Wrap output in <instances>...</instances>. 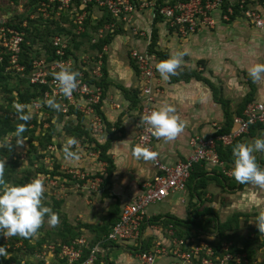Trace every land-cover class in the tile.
<instances>
[{
  "label": "crops",
  "instance_id": "crops-1",
  "mask_svg": "<svg viewBox=\"0 0 264 264\" xmlns=\"http://www.w3.org/2000/svg\"><path fill=\"white\" fill-rule=\"evenodd\" d=\"M262 14L264 18V9ZM138 25L140 28L149 31L155 27L149 10L140 14ZM155 29L158 32L156 50L166 54L167 58L177 51L186 52L182 67L178 70H196L201 78L210 80L217 87V97L229 102V109L233 118L238 116V108L245 98L252 93L253 102H264V78L259 81H251L247 72V69L257 62L264 63V36H257V40L248 47L247 40L251 39L252 41L254 39L247 34L255 35L264 31V28L258 29L240 17L229 24H217L214 32L208 31L189 37L191 42H187L188 38L180 39L174 34L170 35L164 23H157ZM231 37L233 38L231 39ZM223 45L227 47H222ZM104 47L103 76L99 79L100 85L99 82L97 83L103 92L98 113L102 114L105 126L106 123L111 125L114 134L97 135L96 139L101 145L111 140L106 155L111 159L113 168L108 172L106 162L99 160V155L94 154L96 163H86V170L92 175H97L96 178L101 181L100 190L93 198L94 202H102L101 205H104L107 212L111 205L117 204L120 215L122 208L131 204L141 193L145 184L157 175V170L150 161L145 160L144 157L137 158L132 155L133 149L137 147L135 121L138 116V94L142 82L130 57V50L137 48L145 51L148 50V46L146 39L134 38L126 29L122 28L121 32L113 35L110 43ZM193 48L196 50H192ZM201 60L204 63L198 65L197 62ZM157 76L161 90L156 95L155 106L158 107L162 102L172 104L185 123L183 132L172 141L165 142L153 137L155 150L160 160L172 165L177 161L185 160L191 154L189 139L192 136L212 135L217 131V126L222 129L226 126L227 121L222 105L216 102L211 88L204 81L195 77L196 75L188 77L183 74L178 81H171L170 78L164 80L158 72ZM84 124L88 126L87 121ZM261 132H264V128H257L255 131L250 130L247 135L236 139L233 144L227 147L233 148L236 143L240 142H251ZM67 138L70 139L69 136ZM227 147L223 148L226 149ZM55 153L58 155V152ZM255 155L258 164L262 166L263 163L262 167H264V155L260 153ZM231 157L233 159L232 154ZM73 163L70 165L78 166L75 161ZM198 165L209 178L215 176L218 179L220 174L225 175L228 179L226 180L227 188L234 183L237 184L235 189L229 190L223 188L216 179H212L208 183L205 190L206 196L203 197V200L206 199V201H204L202 208L211 209L220 222H225L232 217L231 215L239 212V218L246 217L250 220L248 223L251 225V221H255L256 216L260 212H264L262 210L264 207V189L245 184L242 189L237 190L238 183L231 176L233 163L225 162V171L219 167H213L210 163ZM105 178L109 179L108 183H105ZM187 192L184 195V201L178 195L177 199L167 200L171 197L169 196L161 202L168 204V209L161 214H158V211L149 214V206L146 210L148 222L141 227V242H113L109 245L106 258L114 264H135L136 258L140 264H143L139 258V252L144 246L149 251L157 241L167 245L170 239L168 232H170L172 225L165 218L170 216L188 221L194 204L198 206L201 204L197 198L191 197L192 204L189 207ZM103 225L105 223L91 224L90 226L101 227ZM172 229L175 233L176 231L184 233L182 227L175 228L172 226ZM197 233V230L191 232V234ZM213 236H217V232L211 233L209 238L211 239ZM259 237L264 240V233L259 232ZM173 261V257H161L155 264H172Z\"/></svg>",
  "mask_w": 264,
  "mask_h": 264
},
{
  "label": "built area",
  "instance_id": "built-area-1",
  "mask_svg": "<svg viewBox=\"0 0 264 264\" xmlns=\"http://www.w3.org/2000/svg\"><path fill=\"white\" fill-rule=\"evenodd\" d=\"M256 0H48L42 1V18H48V8L56 9L57 15L73 13V23L76 26L75 33L80 35L85 31V19L88 16L87 8L92 7L101 13L110 14L114 21L103 25L94 35L91 44H96L100 39L107 37L108 33H113L119 29L117 24L122 25L132 37H146V44H151V35L139 27L138 19L142 12L149 10L152 16L157 11L165 24L176 29V34L181 38L191 37L199 30L216 27V16H222L225 21L231 20L235 14V8L239 10L238 16L250 22L258 29L264 28L262 11L264 2L254 4ZM41 9V8H40ZM242 15V16H241ZM1 23V22H0ZM23 26H26L25 23ZM177 34V35H178ZM23 33L14 27H8L5 23L0 25V63L5 55L9 56V68L23 73L24 68L19 65L18 59L21 52L20 44ZM67 37H55L52 40L55 48V62L57 68L66 67L73 70V61L65 57V49L68 47ZM105 51V47L103 48ZM130 57L135 61L138 69L139 79L142 87L139 90L138 116L135 121L137 129L136 146L148 149L149 152L156 153L154 158H144L152 163L157 170V175L147 182L141 193L135 200L125 205L120 213L119 220L111 226L106 238L94 243L85 236H79L70 243L52 244L46 247V252L37 256L38 263L41 264H107L106 256L109 250L108 243H124L129 241L141 242V227L148 222L147 208L153 204L165 201L169 196L187 192V185L191 177V171L196 164L210 163L213 167H219L225 171V162L218 154V145L227 147L238 138L247 135L252 126L260 125L264 128V102L249 103L242 115L233 118L234 127L228 133H221V127L217 126L216 132L209 136L195 135L189 139L191 154L185 159L169 165L160 160L154 146L153 135L142 126L140 116L147 114L156 104V95L160 92L157 86L156 64L157 57L150 54L149 50L141 51L137 48L130 50ZM89 59V58H88ZM85 64V62H84ZM84 64L82 67L84 68ZM94 66L88 71V75L80 72L77 88L71 96L64 97L54 80L56 69L51 74L39 65L38 61L33 62V69L28 74L31 84L46 86L47 91L44 96L35 99L40 105L46 104V100L53 99L59 105V110L63 114H69L73 107L80 111L90 121V127L95 133L105 131L104 118L98 113V107L102 103L103 92L97 84L103 76V54L97 53L94 58ZM55 68V67H53ZM87 77L96 82L87 80ZM33 102L31 104H33ZM44 103V104H43ZM30 104V105H31ZM29 105V106H30ZM73 178L85 182V185L96 188L100 185L99 178H93L88 172L69 171ZM90 184L92 186H90ZM169 243L157 241L149 253H139V258L143 264H155L161 257H173L172 264H264V261L256 256H251L242 244H234L232 241L219 242L217 236L211 239L209 235L197 233L188 238H177L170 226ZM57 248L59 249L58 253ZM235 249V250H234ZM263 249V248H262ZM261 249V250H262ZM86 250L89 252L86 256ZM9 264H15L10 262ZM20 264H27L21 260Z\"/></svg>",
  "mask_w": 264,
  "mask_h": 264
},
{
  "label": "rangeland",
  "instance_id": "rangeland-1",
  "mask_svg": "<svg viewBox=\"0 0 264 264\" xmlns=\"http://www.w3.org/2000/svg\"><path fill=\"white\" fill-rule=\"evenodd\" d=\"M45 2L48 3V0ZM256 3L262 4L260 0H256L254 4ZM41 4L42 1L39 0H0V22L2 24L8 21L17 23L20 17H25L30 12H32L30 14L31 18H38L42 12ZM259 9L262 11L264 6ZM47 10V14L52 17L54 16L53 19H57V22L62 21L61 16L57 15L55 11L51 14V8ZM93 12L96 18L102 15L96 8L93 9ZM49 21L46 23L48 24ZM24 23L26 25V22ZM48 25L49 26L45 25V28L50 26L51 29L54 28L51 23ZM204 30L208 32L207 29ZM91 31H93V29L87 30L86 33L92 36ZM73 34L75 36H73V39L71 37L72 41L70 42L72 43V51L77 57H74L72 54V61L76 69H82L81 66L85 62L84 68L91 70L95 67L94 58L98 51L91 50L90 43L84 40L83 33L80 35ZM259 35L264 36V31L258 32L255 35L247 34V36L254 39L252 41L251 39L247 40V46L250 47L251 44L257 40V36ZM232 38L233 37H231V39ZM191 41L192 40L188 38L187 42ZM67 43L69 45V41ZM222 47L227 46L223 45ZM34 50H36V52L38 51L37 57L39 59H37V61L39 65L44 67L47 73L51 74L54 72L52 71L54 69H56L55 72L60 70L57 68L59 65L55 62L56 59L53 60V57L50 58L48 56L50 53L44 52L42 43L36 44L33 51ZM192 50L196 49L193 48ZM8 72L11 74L10 78L0 83V118L3 121L11 120L13 124H16L19 120V111L24 106L21 95H23V99H27L28 94L30 95L34 90L29 89L28 93V82L25 81L28 74L21 73L17 76V72H21L17 71V69L16 71L11 69ZM28 79H30V77H28ZM156 79L155 82L159 86V77L157 76ZM28 110V114H31V120L36 119L39 123L41 122L42 126H37L35 128V125H31L29 129L33 128L34 131L26 132V137L20 138L22 141L21 144H16V130L1 134L4 125H0V158L3 162V174L1 179L5 180L3 182L4 185L11 186L22 185L39 177L45 185L42 203L57 214L59 223L55 227H51L47 223V217H45V223L34 236L23 238L19 236L4 237L0 235V247L1 244H4L3 248L5 250V254L0 256V264H5L6 262H8V264L10 262L20 264L21 260H25L27 264H37L38 259L36 257L46 252V247L48 250L50 245H55L63 241L60 234L65 235V237L69 239L85 236L89 240H94V238L99 235V232L97 230L93 231L87 229L86 225H99L103 223L107 225L108 213L112 207L111 205L107 212L104 205H101L102 202H94L93 198L96 197L100 187L92 188L87 185L82 187L85 182L74 179L72 177L73 174L69 172H88L86 170V163H96L93 155H99L95 144L96 137L97 135L114 134L111 130V125L106 123L104 132L95 133L93 128L90 127V121L86 116L84 119V117L82 118L80 115L69 116L68 114H61L57 109L51 108L47 104L40 105L38 102H33V104L28 106ZM86 121L88 126L84 124ZM118 126L117 128H120ZM44 134H46V136L50 134L52 142H49V138H45L46 136ZM21 135H23V132ZM66 135L69 136L70 139H74L76 143L69 145V139ZM9 146L11 147L8 148ZM65 149L76 152L79 155V160L75 161L78 164L77 167L70 165L74 163L65 159ZM59 151L61 152L59 153ZM55 152H58V155ZM93 176L94 177H91V179L95 178L97 175ZM90 186L92 185L90 184ZM178 195L181 196V194H175L167 200L177 199ZM205 196L206 194L203 197ZM187 197H189V205L192 204L190 201V189L187 192ZM189 207H191V205ZM167 209L168 204L160 203L151 205L148 211L150 212L149 214H152L154 211H158V214H161ZM262 210H264V207ZM238 221L239 228L226 232V234H235L234 237L237 244L246 246L245 248H247L246 250L251 256H256L264 261V240L259 237V230L254 223L255 221L252 220V224L250 225V223H248L250 220L246 219L244 216ZM95 228L100 227L96 226ZM232 242L235 243L233 240ZM135 264H140L139 260L136 258Z\"/></svg>",
  "mask_w": 264,
  "mask_h": 264
},
{
  "label": "trees",
  "instance_id": "trees-1",
  "mask_svg": "<svg viewBox=\"0 0 264 264\" xmlns=\"http://www.w3.org/2000/svg\"><path fill=\"white\" fill-rule=\"evenodd\" d=\"M39 1H47V0H39ZM260 2L263 3L264 0H260ZM56 9L57 8H55L54 10L52 9L51 14L54 11L56 12ZM93 9L94 8H92V7L87 8L88 16L85 19V25H84L85 34L83 32V37H84V40L89 41L91 50L92 51L95 50L96 52L98 51L99 53H102L103 54V60H105L103 48L106 44L110 43V40L113 37V35L121 32L122 25L117 24L119 29L114 30L113 33H108L106 38L100 39L96 44H91V40L94 37L95 33L103 25L111 23L112 21H114L112 16L106 12H103L100 17L96 18L94 16ZM31 13L32 12L28 13L25 17L24 16L20 17L19 21L17 23L11 22V21H8L5 23L7 26L14 27L15 29H17L18 31L23 33V36H22L23 39H22V42L20 44L21 52L19 54L18 62H19V65L24 68V71H23L24 74H26V75L29 74L32 71L33 61L39 59L37 57L38 51L37 52H36V50L33 51L34 46H36V44L42 43L44 52L50 53V54H48V56L50 58L53 57V60L58 58L56 56V53H55V48L53 47V44H52V40L55 37H61V38L67 37L69 39V45H68L67 49H65L64 59L72 57V54L74 57H77L72 51V45H71L72 43L70 42V41H72L73 36H75L73 33H75V29H76V26L73 23V13L72 12L71 13L67 12L66 14L60 15L62 18L61 19L62 21H59V22L56 21L57 19H53L54 16L52 17L51 15L48 18H42L41 16L38 18H36V17L31 18L30 17ZM151 14H152V12H151ZM238 14H240V13H239L238 8L236 7L235 8V14L231 17V20L225 21L222 19V16H219V15L216 16V21H217L216 27L215 28H208V31L214 32L217 28V24H219V23L229 24V23L233 22L237 18H240V16L236 17V16H238ZM242 18H244V16H242ZM152 19L154 20V26L155 27H156V24L159 22L164 23L162 17H160V15L157 11H155V16H152ZM47 21H49L48 24L51 23L54 28L51 29V26L45 28V25L49 26L46 23ZM24 22H26V26H23ZM165 25H166V29L170 35L174 34L181 39L182 36L178 33H177L178 35L176 34V32H177L176 29L171 28L168 24H165ZM155 27H152V30H150V31L146 30V29H143V30H145L147 32V36L149 34L151 35V44L148 47L149 53L155 54L158 61L160 62L162 60H165L167 58V55L164 53L158 52L156 50L158 32H157V29H155ZM92 29H93V31H91L92 36H89L90 34L86 33V31L92 30ZM204 32H205V30H199V32L194 33L192 36H196L198 33L200 34V33H204ZM71 37H72V39H71ZM83 37H81V38H83ZM137 38L146 39V37H137ZM187 38H189V36H187ZM182 39H186V38H182ZM8 60H9V56L5 55L3 62L0 63V83L3 82L4 80H8L10 78L11 74L8 71L11 70V68H9L10 66H9ZM132 61L134 62V63L133 62L132 63L135 65L136 70L138 72L137 65L135 64V61L134 60H132ZM203 63H204V61H202V60L197 62L198 65H202ZM12 70L16 71L14 69H12ZM73 70L78 71L79 73L84 72L86 74V76L88 75V73L84 70L83 67H82V69H76L75 64L73 65ZM20 74L21 73L17 72L16 75L19 76ZM183 74H185L188 77L196 75L195 77L204 81L211 88V90L213 91V94L215 95L216 102L220 103L222 105V109H223V112L225 114V118L227 121L226 126L224 128H222L220 132L221 133H227L229 130H231L234 127V125H233L234 123H233V116H232L230 109H229V102L227 100H224L222 98L217 97V87L210 80H207L205 78H201L200 74H198L196 70H190V69H187V71L178 70L177 75L171 76L170 80L171 81H176V80L178 81L180 79L181 75H183ZM25 79H26L25 81L28 82V85H27L28 93H29V89H33L34 92L30 93V95L28 94L27 99H23V95H21V99L24 103L23 104L24 106L19 111V120L16 124H13L11 120L3 121L0 118V125H4V129H3V132H1V134L5 133V132H13L15 130L17 131V126L24 124V121H22L20 119V116L24 115V114H28V111H29L28 106L35 99L42 98L44 96V93L47 91L46 86L31 84L28 77ZM87 80H89L91 82H96L93 79H90L88 77H87ZM250 80L253 81L251 78H250ZM100 83H101V81L99 82V85H100ZM253 92H254V90H253ZM252 95H253V93L245 98L244 102L238 108V111H237L238 114L237 115H239V116L242 115L245 107L249 103L254 101ZM0 110H1V108H0ZM58 111L61 113V111L59 109H58ZM68 115L69 116L70 115H77V116L80 115L82 118L84 117V119H85L84 114L83 113L81 114L80 112H78L73 107L70 108V112ZM31 125H35V128L37 126L38 127L42 126L41 122L39 123L36 119H33V120L30 119L27 122V124H25V130L23 131V135L20 134L21 135L20 138H25L26 132H33L34 131L33 128L29 129ZM257 128L259 129V128H261V126L260 125L252 126L250 128V130L255 131ZM44 135L46 136V134H44ZM45 138H49L48 141L49 142L51 141L50 134L47 135ZM110 141L111 140H108L104 145H101L97 141V139L95 140V144L97 146L98 153H99V160L106 162L108 172H110V170L113 168V163H112L111 159H109L106 155L107 150L109 148ZM30 142H31V140H30ZM230 147H227L226 149H224L220 144L218 145V148H217L218 154H219L220 159L223 162L233 163V159L231 157L232 147L231 148ZM0 164H3L1 158H0ZM108 165H109V167H108ZM262 166H263V163H262ZM203 171L204 170L200 169V165H198V164H196L191 171V177H190L189 182H188V188L190 189V195L192 198H197L201 202V204L199 206L194 204L195 206H193V210H191V212H190L189 220L183 221V220H180L178 218H174V217H170V216L168 218H165V220L168 221L169 224H171L175 228L176 227L184 228V233H179L178 231H176L175 236L177 238H188L190 235H192L191 234L192 231L197 230L198 233L205 234V235H210L213 232H217V238L219 239V242L232 241V240L235 242L236 241V239L234 237L235 234H231V235L228 234L227 235L226 232L237 230L239 228V221L238 220L240 219L239 218L240 214L236 213V214L232 215V217L230 219L226 220L225 222H220L219 219L215 216V214H213L211 209L202 208L204 201H206V199L203 200V196L206 194L205 190L208 186L209 181L212 179H216V180H218L219 184L223 188H227L226 180H228V179L223 174H220V178H218V179L215 176L214 177L212 176L211 178H209L206 173H203ZM1 178H2V176H0V181L4 182L5 180H3ZM108 182H109V179L105 178V183H108ZM244 185L245 184H243V185L238 184L239 187L237 190L242 189L244 187ZM236 186H237V184L234 183L233 185L229 186V188H227V189H229V190L235 189ZM105 195H106V193H105ZM119 217H120L119 206L117 204H114V205H112L111 210H109L107 225L101 226L100 228H95V227L86 225L87 229L93 230V231L97 230L99 232V235L96 238H94V240H92V242L96 243V242L106 238L108 233H109L110 226L114 225L116 223V221L119 220ZM149 222H150V220H149ZM60 237L63 239V241L61 242L63 244V243H70L74 239L78 238L79 236L72 238V239H69V238H66L65 235L60 234ZM245 243H247V242H245ZM110 244L111 243H108L104 246L106 247L107 245H110ZM234 244L236 245L237 243L235 242ZM3 245L4 244H1V247H4ZM244 247H246V246H244ZM246 249L247 248H245V250ZM58 251H59V249L57 248L56 253H58ZM149 252H150V250L148 251V249L144 246L140 250L139 253H149ZM87 253H89V252L86 250L84 256H86ZM106 260H107V264H114L108 258H106ZM7 261H9V260H7ZM5 264H8V262H6ZM37 264H41V263H37Z\"/></svg>",
  "mask_w": 264,
  "mask_h": 264
},
{
  "label": "clouds",
  "instance_id": "clouds-1",
  "mask_svg": "<svg viewBox=\"0 0 264 264\" xmlns=\"http://www.w3.org/2000/svg\"><path fill=\"white\" fill-rule=\"evenodd\" d=\"M184 51H177L167 59L156 64V71L164 80L175 76L178 69H181ZM248 76L253 81L264 78V63H256L247 69ZM79 72L62 67L54 73V80L57 83L59 92L64 97L71 96L79 84ZM46 104L54 109L59 105L53 99L46 100ZM24 124L17 126V143L21 144L20 134L25 130V124L31 119V114L20 116ZM139 123L145 126L146 130L155 138L165 142L174 140L183 132L185 123L179 116L176 108L167 102H162L158 107L153 108L147 114L140 116ZM74 139H69L68 144H75ZM9 146L8 148H10ZM256 153L264 155V132L254 138L251 142L236 143L232 148L233 167L231 176L238 184H250L264 189V167L257 162ZM134 157L154 158L156 153L137 146L133 149ZM64 157L67 161L73 162L79 159L76 152L65 149ZM3 174V164H0V176ZM45 193L44 182L39 178L22 185H4L0 181V235L4 237L19 236L28 238L34 236L41 226L47 223L55 227L59 221L57 214L42 203ZM255 225L260 233H264V212H260L255 218ZM5 254L3 247H0V256Z\"/></svg>",
  "mask_w": 264,
  "mask_h": 264
}]
</instances>
